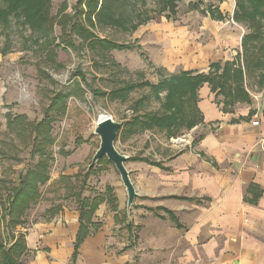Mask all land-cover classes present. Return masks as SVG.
Instances as JSON below:
<instances>
[{
	"label": "crops",
	"instance_id": "0c3cea01",
	"mask_svg": "<svg viewBox=\"0 0 264 264\" xmlns=\"http://www.w3.org/2000/svg\"><path fill=\"white\" fill-rule=\"evenodd\" d=\"M188 33L179 31L166 40L156 68L173 74L182 70L207 73L213 62H243L242 51L234 50L233 60L223 51L226 46L239 49L240 32L229 31L221 38L220 51L201 49L197 54L194 50L189 54ZM183 62L196 69L177 71ZM251 66L244 67L245 84L254 72ZM254 69L261 72L256 90L246 84L249 102L225 106L224 99L219 103L213 99L215 94L207 84L199 89L197 105L203 120L190 130L195 136L200 131L199 137L184 140L190 132L185 131L170 138L171 154L161 155L158 161L143 154L128 157L126 164L135 162L140 168L132 182L137 202L144 206L131 217L138 228L136 240L118 253L113 236L120 232L114 233V228L125 225L126 213H120L118 198L117 212L104 203L113 213L101 215L99 207L95 221L103 225L83 242L76 264H264V71ZM255 120L259 126L252 125ZM125 226L126 235L131 236V224ZM78 229V208L69 211L65 206L53 220L35 223L27 236L28 247L36 251L31 264L41 254L38 258H43V264H66L74 252Z\"/></svg>",
	"mask_w": 264,
	"mask_h": 264
},
{
	"label": "rangeland",
	"instance_id": "374dc122",
	"mask_svg": "<svg viewBox=\"0 0 264 264\" xmlns=\"http://www.w3.org/2000/svg\"><path fill=\"white\" fill-rule=\"evenodd\" d=\"M65 1L67 2L65 13L75 16L77 0H52L51 12L53 16L59 18L62 16L59 11ZM109 1L115 6L114 12L121 20L123 19L122 21L126 23L128 29L97 22L94 26L89 27L101 39L141 45V50L111 51L106 53L107 60H105L97 51L86 47L77 52L72 49L60 48L57 50L56 63L46 64L42 63L38 55L35 54L31 30L23 28L20 21L13 18L8 28L0 27V51L6 46L9 47L5 57L0 55L2 57L0 62V179L6 181L8 186L18 184L19 176L37 161L31 157V142L16 137L15 132L7 127L6 114H25L29 121L38 122L44 117L45 108L50 105L54 91L70 90L77 82L86 91L84 98L72 96L68 100L67 115L57 120L53 125L55 145L52 150L55 161L51 167V180L47 185L41 187L42 199L29 211L25 228L19 229V232L27 233L26 236L31 232L35 223L53 220H49L50 214L47 212L52 206H65L69 211L78 208L74 199L65 198V190L58 181L61 175L73 176L79 172L86 173L90 169L93 156L100 146V138L95 134V129L103 116L111 117L121 124L126 123L134 115L132 108L134 101L143 96L148 97V102L140 110V113L160 110L159 102L147 87L132 93L127 102H109L104 98L94 96L90 86L110 92L113 87L124 83H136L144 80L150 81L152 84L158 83L160 80L156 72L157 64L160 62L158 58L164 55L163 49L166 40L168 38L171 40L176 32H189L190 50H192L189 51V54L193 50L197 54L201 49L220 51L222 48L221 38L224 39L229 31L240 32L241 36L248 32L246 27L233 20L236 0H225L224 2L220 0H182L178 3L177 14L172 15L166 11L162 16L157 15V11L162 6L161 0ZM199 1L204 2L202 9L212 4L219 7L223 13L228 14V17L225 21L220 22L204 16L200 11L191 10L190 4ZM0 5H2L1 0ZM145 11L154 16V19L139 27L137 31L131 32L129 27L138 22V13ZM166 16L171 18L167 19ZM54 30V36L58 39L61 35V27L56 25ZM79 44L78 41L77 45ZM237 46H226L223 51L229 53L233 60L237 56L234 50L238 53L242 51V45L239 49ZM142 53L144 56L141 55ZM260 54L261 51L258 55ZM112 61L121 65V68L113 65ZM40 66L43 72H40L38 68ZM254 68L251 66L254 72L247 79L246 84H249V88L252 84L253 90H256L254 85L259 78L260 70ZM182 69H196V67H190L188 64L185 66L183 62L177 65V71ZM78 71L85 74L86 82L77 74ZM45 74H48L51 79L45 78ZM213 99L218 103L223 101L222 97L216 98L215 95ZM191 132H186L185 137L182 138L190 141L191 138L199 137L200 131L195 132L196 136ZM170 145H173L171 140L157 131L138 133L126 142L118 140L115 143L116 148L128 157L143 154L156 161L161 159V155L167 158L171 154L169 153ZM62 148L65 152H71V155H62ZM11 156L18 158L13 159ZM126 166L131 172L132 181L135 182L140 168H136L138 165L135 162H128ZM87 186L84 196L91 197L98 193H105L107 187L113 188V193L119 200L120 213H126L127 222L125 225L129 222L132 228L131 236L126 235L125 225H116L119 227L114 228V233L120 232L113 236L118 243V253H123L124 247L130 243L134 244L138 233V228L132 224L131 217L136 213V210L144 206L139 205L136 198L130 210L127 209L128 196L120 174L114 165H106L96 175H92L87 180ZM5 191L4 195L7 194ZM101 207V215L105 211L107 216L113 213L104 205ZM121 243H125V245H121ZM31 251L36 252L33 249ZM33 252L27 257L30 264L35 259L36 254L33 255ZM38 257L33 264H43V258ZM46 264H48L47 261ZM66 264H70V261Z\"/></svg>",
	"mask_w": 264,
	"mask_h": 264
},
{
	"label": "trees",
	"instance_id": "16d2710c",
	"mask_svg": "<svg viewBox=\"0 0 264 264\" xmlns=\"http://www.w3.org/2000/svg\"><path fill=\"white\" fill-rule=\"evenodd\" d=\"M1 1L0 27L8 28L12 19L15 18L21 22L23 28L31 30L35 54L42 63H56L57 50L60 48L77 52L86 47L97 51L105 60H107L106 53L111 51L142 49L141 45L117 43L101 39L93 33L89 26H94L96 22L128 29L123 19L121 20L114 12L115 6L109 0H77L75 16L65 13L67 10L65 1L59 11L62 15L60 18L52 15V0ZM181 1L161 0L162 6L157 11V15L162 16L166 11L172 15L177 14L178 3ZM203 3V1L193 2L190 8L216 21H225L228 17V14L212 4L202 9ZM137 19L138 22L129 27L131 32L146 25L154 19V16L145 11L138 13ZM233 20L248 30L242 37L243 62L241 60L213 62L207 73L182 70L173 74L158 68L156 69L160 77L158 83L152 84L147 80L124 83L113 87L110 92L90 86L94 96L104 98L109 102H127L132 93L147 87L160 104L159 111L142 114L140 110L148 102V97L143 96L135 100L132 105L134 115L117 131L115 143L118 140L126 142L133 135L146 131H157L170 139L192 130L203 120L197 103L198 91L205 84L210 87L216 98L224 99L225 106L249 102L250 95L246 89L244 67L252 63L254 67L264 69V0H236ZM56 25L61 27V35L58 39L54 36ZM78 41L79 45H77ZM8 50L9 47L6 46L0 51V55L5 57ZM260 51L261 54L258 55ZM141 55L144 56L143 53ZM112 64L121 68V65L113 61ZM38 68L40 72H43L41 66ZM77 74L86 82L84 73L78 71ZM44 77L51 79L48 74ZM262 78H264L263 75ZM85 95L86 91L79 82L70 90L54 91L50 105L45 108L44 117L38 122L29 121L25 114H6L8 128L15 132L16 137L31 142V157L37 162L20 175L16 185L8 186L6 181L0 179V264H30L27 257L33 251L28 247L27 233L19 232V229L25 228L29 211L42 199L41 187L51 180V167L55 161L52 150L55 145L53 125L67 115L68 100L72 96L82 99ZM61 154L69 156L71 152H65L62 148ZM11 158L18 157L11 156ZM136 158L131 160H136ZM149 162L153 165L159 164ZM97 164L86 173L79 172L73 176L61 175L58 181L65 190V198L74 199L79 211V229L70 264L77 263L83 242L102 227V222L95 221L99 207L106 203L114 212L119 209L112 187H107L105 193H98L94 197L84 196L88 188L87 180L106 165H113L106 157L101 158ZM4 190L7 192L5 195ZM61 210V205H54L47 210L50 214L49 220L58 215ZM165 211L172 216L168 210ZM115 219L120 222L118 215H115ZM35 254L36 252H33V255Z\"/></svg>",
	"mask_w": 264,
	"mask_h": 264
},
{
	"label": "water",
	"instance_id": "95a60500",
	"mask_svg": "<svg viewBox=\"0 0 264 264\" xmlns=\"http://www.w3.org/2000/svg\"><path fill=\"white\" fill-rule=\"evenodd\" d=\"M121 127L122 124L111 117L99 120L95 134L100 138V146L93 156L90 168L94 167L103 157H106L114 165L125 187L128 196L127 209L130 210L137 197V192L126 167L128 156L122 154L115 146L116 134Z\"/></svg>",
	"mask_w": 264,
	"mask_h": 264
},
{
	"label": "built area",
	"instance_id": "2783aa9c",
	"mask_svg": "<svg viewBox=\"0 0 264 264\" xmlns=\"http://www.w3.org/2000/svg\"><path fill=\"white\" fill-rule=\"evenodd\" d=\"M253 126H259L260 125V121L259 120H255L252 122ZM262 145L264 146V141L262 142Z\"/></svg>",
	"mask_w": 264,
	"mask_h": 264
},
{
	"label": "bare ground",
	"instance_id": "6f19581e",
	"mask_svg": "<svg viewBox=\"0 0 264 264\" xmlns=\"http://www.w3.org/2000/svg\"><path fill=\"white\" fill-rule=\"evenodd\" d=\"M102 118H104V116Z\"/></svg>",
	"mask_w": 264,
	"mask_h": 264
}]
</instances>
